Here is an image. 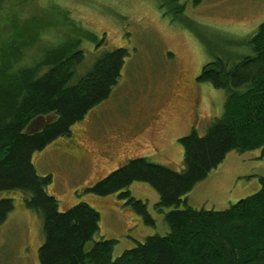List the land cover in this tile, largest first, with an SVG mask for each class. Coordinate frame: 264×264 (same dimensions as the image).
Returning a JSON list of instances; mask_svg holds the SVG:
<instances>
[{
  "label": "rangeland",
  "instance_id": "1",
  "mask_svg": "<svg viewBox=\"0 0 264 264\" xmlns=\"http://www.w3.org/2000/svg\"><path fill=\"white\" fill-rule=\"evenodd\" d=\"M181 1H187L184 19L171 21V14L163 16L158 9L157 0H0V35L8 32L9 24L32 17L49 29L17 62L12 60L10 71L33 65V58L47 46L73 35L61 11L104 38L99 48L81 43L85 58L78 74L103 53L128 50L110 97L75 123L69 136L32 155L36 172L52 177L47 192L58 201L59 211L83 202L99 213L94 241L116 240L113 258L147 236L166 234L163 217L169 209L157 212L158 193L147 183H132L130 195L146 204L154 220L148 226L117 194L98 196L86 188L134 158L181 171L183 150L178 140L192 130L203 136L223 113L225 93L197 82L203 65L249 51L245 37L264 22V0H204L197 6ZM31 122L28 132L40 130ZM258 177H264L261 150L232 151L197 183L187 204L194 209H227L259 190ZM26 197L19 191L0 192V199H11L14 206L0 224V264H39L42 218L25 206Z\"/></svg>",
  "mask_w": 264,
  "mask_h": 264
},
{
  "label": "trees",
  "instance_id": "2",
  "mask_svg": "<svg viewBox=\"0 0 264 264\" xmlns=\"http://www.w3.org/2000/svg\"><path fill=\"white\" fill-rule=\"evenodd\" d=\"M190 1L197 6L204 0ZM186 3L164 0L158 6L157 0L158 9L163 16L171 14V21L184 19ZM60 14L73 35L47 46L31 66L10 71L12 60L17 62L46 37L48 27L32 17L9 24L8 32L0 35V192L24 193L25 206L41 216L39 264H264V177H258L256 193L227 209L187 204L188 194L228 153L260 149L264 158V22L245 37L249 51L203 65L197 82L225 93L223 113L203 136L192 130L178 140L181 171L134 158L86 190L98 196L117 194L148 226L154 220L146 204L130 195L132 183H147L158 193L157 212L169 209L163 217L166 234L147 236L113 258L116 240L94 241L99 213L83 202L59 211L58 201L47 192L52 177L39 175L32 163L34 152L55 137L69 136L75 123L110 97L128 56L124 48L103 53L78 74L85 58L81 43L99 48L104 38L75 24L67 12ZM45 16L51 20L52 15ZM39 117L50 120L37 134L28 133L29 123ZM13 207L11 199H0V224Z\"/></svg>",
  "mask_w": 264,
  "mask_h": 264
},
{
  "label": "water",
  "instance_id": "3",
  "mask_svg": "<svg viewBox=\"0 0 264 264\" xmlns=\"http://www.w3.org/2000/svg\"><path fill=\"white\" fill-rule=\"evenodd\" d=\"M49 120H50L49 117H39L33 120L31 123H32V126H37V128L41 129ZM28 133H31V132H28Z\"/></svg>",
  "mask_w": 264,
  "mask_h": 264
},
{
  "label": "flooded vegetation",
  "instance_id": "4",
  "mask_svg": "<svg viewBox=\"0 0 264 264\" xmlns=\"http://www.w3.org/2000/svg\"><path fill=\"white\" fill-rule=\"evenodd\" d=\"M42 130V128L40 129V130H38V131H35L33 134H37L38 132H40ZM71 134V133H70ZM69 134V135H70ZM61 137H64V136H58V137H55V138H53L52 140H50L48 143H46V145L45 146H47L48 144H51V143H53V142H55L57 139H59V138H61ZM72 146H74V147H80V146H77V144L75 143V141H71V143H70ZM76 144V145H75ZM105 154H108L109 155V153H105ZM106 177V176H105ZM103 179V178H102ZM101 180V179H100ZM99 181V180H98ZM97 181V182H98ZM97 182H95V183H97ZM95 183L91 186V187H89V188H86V190L87 189H90V188H92L94 185H95Z\"/></svg>",
  "mask_w": 264,
  "mask_h": 264
},
{
  "label": "bare ground",
  "instance_id": "5",
  "mask_svg": "<svg viewBox=\"0 0 264 264\" xmlns=\"http://www.w3.org/2000/svg\"><path fill=\"white\" fill-rule=\"evenodd\" d=\"M226 83H227V82H226ZM244 100H245V99H244ZM244 100H243V101H244ZM217 226H218V225H217ZM220 229H221V228H220ZM217 231H218V230H217Z\"/></svg>",
  "mask_w": 264,
  "mask_h": 264
}]
</instances>
